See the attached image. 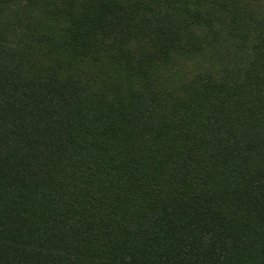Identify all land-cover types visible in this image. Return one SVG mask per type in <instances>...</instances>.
Returning a JSON list of instances; mask_svg holds the SVG:
<instances>
[{
  "label": "trees",
  "instance_id": "obj_1",
  "mask_svg": "<svg viewBox=\"0 0 264 264\" xmlns=\"http://www.w3.org/2000/svg\"><path fill=\"white\" fill-rule=\"evenodd\" d=\"M0 264H264V0H0Z\"/></svg>",
  "mask_w": 264,
  "mask_h": 264
}]
</instances>
